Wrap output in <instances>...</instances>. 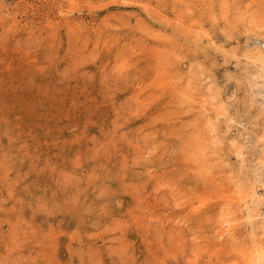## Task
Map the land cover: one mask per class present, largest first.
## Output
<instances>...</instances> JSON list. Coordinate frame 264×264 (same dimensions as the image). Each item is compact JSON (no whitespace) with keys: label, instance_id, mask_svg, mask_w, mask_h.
<instances>
[{"label":"rangeland","instance_id":"rangeland-1","mask_svg":"<svg viewBox=\"0 0 264 264\" xmlns=\"http://www.w3.org/2000/svg\"><path fill=\"white\" fill-rule=\"evenodd\" d=\"M0 264H264V0H0Z\"/></svg>","mask_w":264,"mask_h":264}]
</instances>
